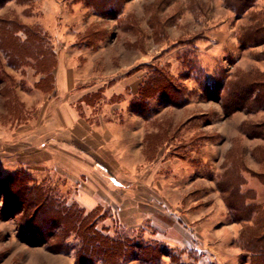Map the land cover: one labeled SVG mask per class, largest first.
<instances>
[{
  "label": "rangeland",
  "instance_id": "rangeland-1",
  "mask_svg": "<svg viewBox=\"0 0 264 264\" xmlns=\"http://www.w3.org/2000/svg\"><path fill=\"white\" fill-rule=\"evenodd\" d=\"M253 12L264 14V0L242 17L226 0H129L119 19L100 16L85 0L10 2L0 9V20L16 24L6 27L10 38L0 31V182L24 171L31 188L73 202L70 182L34 168L62 99L55 74H75L80 105L92 106L90 121L99 125L96 137L102 136L104 161L114 171L105 173L111 180L99 190L106 219H97L98 228L159 242L189 264H249L239 246L243 226L233 221L217 183L231 164L262 172L252 151L264 140L249 138L242 125L263 123L264 111L228 117L202 85L264 74V44L242 48L239 41ZM27 29L44 40V57ZM154 68L173 76L188 102L168 106L156 97L148 120L132 105ZM242 173L244 188L257 190L264 202L262 183ZM12 193L0 189V264H77L76 249L59 253L21 237L22 213L12 211L19 204ZM9 206L15 208L6 213ZM68 242L76 243L73 235Z\"/></svg>",
  "mask_w": 264,
  "mask_h": 264
},
{
  "label": "trees",
  "instance_id": "trees-1",
  "mask_svg": "<svg viewBox=\"0 0 264 264\" xmlns=\"http://www.w3.org/2000/svg\"><path fill=\"white\" fill-rule=\"evenodd\" d=\"M12 1L0 0V9ZM127 1L129 0H85L100 16L116 19L120 18ZM256 4L257 0H226V6L238 17L253 11ZM8 25L16 24L0 20L3 38H10L13 33V30L9 32L6 29ZM27 33L35 45L37 56L44 57L45 53L41 52L44 40L36 30L27 29ZM239 41L242 48L264 44V14H251L249 24L241 29ZM162 82L167 86L162 88ZM202 88L205 97L221 103L228 117L239 111L249 114L264 111L263 73L238 75L232 81L219 78L214 82H205ZM184 89L163 68H154L139 87L138 96L132 105L134 112L149 120L152 114L150 101L156 97L160 103L168 106L184 105L188 102V91L186 93ZM242 131L251 139L264 140V122L243 124ZM252 156L264 166V146L255 147ZM230 166L219 177L218 188L224 195L233 221L243 226L239 246L250 255L249 264H264V202H258L257 190L244 188L248 185V180L242 173H249L264 186V167L258 173L247 167L245 169L244 166L242 169L234 164ZM31 181L30 176L22 171L5 177L0 182V189L13 192L12 198L19 202L18 210L9 206L5 212L10 213L13 208L12 211L16 214L22 213L21 237L30 245H47L59 253L76 249L77 264H127L132 260H137L140 264H163L164 256L170 258V264H189L159 242L150 243L142 236L132 238L123 233L109 235L108 228L100 229L97 225V219H106L102 210L96 208L88 211L74 200L69 204L66 200L56 199L38 185L31 188L28 185ZM70 235L76 241L73 246L68 242ZM53 240L55 244H50Z\"/></svg>",
  "mask_w": 264,
  "mask_h": 264
},
{
  "label": "crops",
  "instance_id": "crops-1",
  "mask_svg": "<svg viewBox=\"0 0 264 264\" xmlns=\"http://www.w3.org/2000/svg\"><path fill=\"white\" fill-rule=\"evenodd\" d=\"M55 76L56 91L62 99L52 110L48 136L37 154L39 160L32 159L38 167L34 169H41L47 177L57 176L70 182L74 201L91 211L100 207L102 195L99 190L107 185V181L109 184L110 177L105 173L114 171H109L104 161V147L100 144L102 136L96 137L99 125L90 121V111L91 114L94 112L92 106L80 105L84 96L75 74ZM100 126L98 130L104 132L106 128ZM114 135L113 132L112 138ZM27 166L32 165L27 163Z\"/></svg>",
  "mask_w": 264,
  "mask_h": 264
}]
</instances>
